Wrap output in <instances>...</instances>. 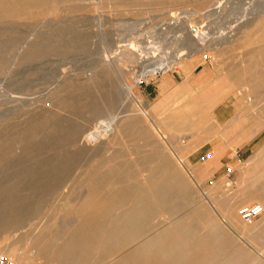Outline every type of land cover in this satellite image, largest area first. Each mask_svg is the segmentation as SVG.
<instances>
[{"label": "rangeland", "instance_id": "374dc122", "mask_svg": "<svg viewBox=\"0 0 264 264\" xmlns=\"http://www.w3.org/2000/svg\"><path fill=\"white\" fill-rule=\"evenodd\" d=\"M258 79L264 0H0V250L47 264L43 239L105 236L123 210L107 208L163 176L165 217L80 264H264V230L228 220L264 189ZM91 192L102 217L77 221Z\"/></svg>", "mask_w": 264, "mask_h": 264}, {"label": "bare ground", "instance_id": "6f19581e", "mask_svg": "<svg viewBox=\"0 0 264 264\" xmlns=\"http://www.w3.org/2000/svg\"><path fill=\"white\" fill-rule=\"evenodd\" d=\"M171 67H172L171 63L170 64L161 63L160 65H158V67H156V69L154 67L155 70L152 71L151 76L153 78L155 76H162L166 72H168L171 69ZM149 73L150 71L144 72V76L149 77ZM130 89L131 87L127 86V91L129 93H131ZM161 177L163 176H158L148 181L143 180L140 188L136 189V193L124 194L121 201H119L115 206H111V207L109 206L107 208L108 212H115L116 210L122 209V208L123 210L120 214L116 215V217L113 218L112 224H114V226L109 228V233H106L105 236H101V238L95 237L90 243L86 240H80V239L67 240L66 244L64 242L62 246L64 249L63 251L59 249L62 247H61V242L60 244H58V239L53 238V237H46L45 239H43V241L39 245L40 247L39 251L44 255L45 263L47 264H80L82 261H84L83 255L85 256V254H88L89 252H95L103 243L110 242L111 240L116 238L119 233L124 234L128 232L129 230L134 231L138 227H141L142 222L146 218L150 216H154V217L159 216L162 218L165 217L164 216L166 213V207H165V200H166L165 195L166 194L165 193L167 191H166V188L164 187L166 183L164 179L163 180L161 179ZM262 193H264L263 188L255 190L254 193H252L253 195H250L248 199L246 200V202L258 201L259 204L257 205H259L262 208V214L264 215V195H261ZM94 197H95V194L91 192L82 201L79 207H76L75 210H73V215L76 217L77 221H79L78 219L88 220L89 218L94 217V216H96L97 218L102 217L99 213V210L104 205L102 206L98 205V210L96 211V213L95 211H92L94 208L93 204L95 202ZM126 206L127 208H125ZM228 220L230 224L234 226V228L238 229L241 235H245L248 238L254 235H257L264 230V222L260 228H256V227L247 228L245 227L246 225L244 224L239 225L236 219L230 217V214L228 216ZM72 232L79 233L80 232L79 227L75 228ZM165 236H166L165 233H160L159 235H157L153 243L148 242L144 246L143 248L144 251L142 255L144 256L145 261L148 260L151 256L148 252L149 249L151 248L155 250V254H157V256L165 253L164 245L163 246L161 245L162 242H164ZM171 242H172L171 243L172 246L171 245L170 246L172 248L170 249L178 248L180 246L179 238L175 237ZM0 253L6 256L8 259H11L14 264H31L30 262H26L27 259L24 261L20 259L19 256L17 257L15 254L16 253L15 250L11 247H7L3 245L2 250H0ZM258 259H260V256ZM232 262L233 261L230 258H225L219 264H232ZM212 264L214 263L212 262Z\"/></svg>", "mask_w": 264, "mask_h": 264}, {"label": "built area", "instance_id": "2783aa9c", "mask_svg": "<svg viewBox=\"0 0 264 264\" xmlns=\"http://www.w3.org/2000/svg\"><path fill=\"white\" fill-rule=\"evenodd\" d=\"M140 85V83H138ZM262 208L254 204L249 207H244L239 210V217L244 225L251 226L253 223L261 216ZM0 264H14L11 260H9L6 256L0 253Z\"/></svg>", "mask_w": 264, "mask_h": 264}, {"label": "crops", "instance_id": "0c3cea01", "mask_svg": "<svg viewBox=\"0 0 264 264\" xmlns=\"http://www.w3.org/2000/svg\"><path fill=\"white\" fill-rule=\"evenodd\" d=\"M261 93L264 94V82H261V79H258V81H257V94H258V96L261 95ZM221 152H223L221 149L220 150L215 149L213 151V153H215V154H221Z\"/></svg>", "mask_w": 264, "mask_h": 264}]
</instances>
